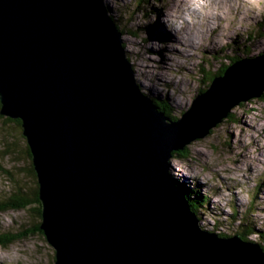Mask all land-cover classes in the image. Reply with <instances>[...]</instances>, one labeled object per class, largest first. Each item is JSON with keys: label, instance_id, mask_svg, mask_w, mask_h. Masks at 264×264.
I'll return each instance as SVG.
<instances>
[{"label": "water", "instance_id": "95a60500", "mask_svg": "<svg viewBox=\"0 0 264 264\" xmlns=\"http://www.w3.org/2000/svg\"><path fill=\"white\" fill-rule=\"evenodd\" d=\"M105 0H0V115L19 119L53 264H264L258 242L202 229L172 151L264 93L236 60L177 119L139 89Z\"/></svg>", "mask_w": 264, "mask_h": 264}, {"label": "rangeland", "instance_id": "374dc122", "mask_svg": "<svg viewBox=\"0 0 264 264\" xmlns=\"http://www.w3.org/2000/svg\"><path fill=\"white\" fill-rule=\"evenodd\" d=\"M137 1L105 0V5L123 33L139 89L165 99L175 118L209 84L208 72L220 70L236 55L255 57L264 50V0ZM159 25L162 36L155 29ZM256 31L260 37L254 36ZM25 145L15 122L0 115V197L18 186L32 187ZM186 151L188 158L171 155L169 174L208 193L209 204L199 211L198 223L208 229L206 224L218 225L232 235L244 218L264 230V100L253 97L233 106L206 136L186 144ZM233 209L240 212L236 222L230 218ZM35 219L30 208L7 210L0 213V227L10 233ZM251 237L264 246V238ZM53 263L54 249L45 244L44 235L0 245V264Z\"/></svg>", "mask_w": 264, "mask_h": 264}, {"label": "trees", "instance_id": "16d2710c", "mask_svg": "<svg viewBox=\"0 0 264 264\" xmlns=\"http://www.w3.org/2000/svg\"><path fill=\"white\" fill-rule=\"evenodd\" d=\"M158 1V0H157ZM147 0H138L137 3H146ZM142 5V4H141ZM137 10L141 12V10H139L138 4H136ZM108 13L111 17V19L114 21L111 12H109L110 10L107 8ZM115 22V21H114ZM117 25V27L119 28V25L117 23H115ZM122 32V31H121ZM123 34V33H122ZM259 32L256 31V34L254 35L255 37H260ZM250 45V44H248ZM251 46V45H250ZM261 53H264V50L262 52H259L257 55H260ZM232 54H236L235 52H233ZM254 56H251L248 54V56L245 57L244 56H240V55H236L234 58H230L229 63L225 64L223 63L220 70L211 73L208 72L209 74V82L215 78L218 75H221L232 63H234L236 60H240L242 58H251ZM218 59V58H217ZM200 71L203 72L202 69H200ZM209 84H207L206 87H204L199 93H202L204 90L207 89ZM146 95V94H145ZM154 105L156 106V108L159 111H162L164 113V115H167L169 118L171 119H177L174 116L171 115L170 110H169V104L167 103V101L165 99H159L155 96H149ZM261 99L264 100V93L260 96ZM230 112V111H229ZM229 115V114H228ZM181 116V115H180ZM6 119L10 120L8 117H5ZM179 118V117H178ZM15 122V125L18 126L19 131L21 132V122L19 119H14L13 120ZM25 151L27 156L29 157V173L32 177V187L27 191L25 189H23L22 187L18 186L17 189H15L13 192H11L9 195H5L0 197V213L5 212L7 210H28V208H30L31 212L33 213L34 217L36 218L34 222H32L31 224H27L25 223H20L19 226H17V228L15 229V231L10 232V233H5L7 229H4V227H0L1 230L0 232V245L5 246V245H9L10 243H12L15 240H19L22 238H26L35 234H39V235H44L43 231L40 229V224H41V204H40V200H39V195H38V185H37V178H36V173L34 171L33 165H32V161H31V154L29 152V148L27 146V144L25 145ZM186 151V145L183 149L181 150H177V151H172V155L174 157H181V158H188V154ZM176 184L179 186V188L186 194V197L189 201L190 204V208L191 210L194 212L196 218L198 219V222L200 221V213L199 211H203V209L209 204L208 200H209V195L208 193L201 191V188L199 185L195 184V183H182V182H178L176 181ZM236 209H233V212L230 215L231 221L236 222V216L238 215ZM247 218V217H246ZM248 219V218H247ZM240 221L238 222V227L235 229L234 233H239L241 235V238L245 239V240H250V241H254L253 239H251V235L256 234L257 237H262L264 238V230L260 231L258 230V228L255 226V224H253L251 221V223L248 222V220H245L244 218H240ZM200 227L208 232H215L217 235L219 236H227L229 234L223 233L221 231L220 228H218V225H213L211 226L210 224H206L208 225L210 228H206L204 225L199 224ZM261 240V239H260ZM258 243H259V239H258ZM260 247L264 250V246L262 244H260Z\"/></svg>", "mask_w": 264, "mask_h": 264}, {"label": "bare ground", "instance_id": "6f19581e", "mask_svg": "<svg viewBox=\"0 0 264 264\" xmlns=\"http://www.w3.org/2000/svg\"><path fill=\"white\" fill-rule=\"evenodd\" d=\"M156 31L158 32L157 34H158V36H162V35H164V32H163V30H162V28H161V26L159 25V26H157L156 28ZM162 34V35H161ZM149 35H150V33H149ZM153 44H154V41H153ZM232 65V64H231Z\"/></svg>", "mask_w": 264, "mask_h": 264}, {"label": "flooded vegetation", "instance_id": "af4514ba", "mask_svg": "<svg viewBox=\"0 0 264 264\" xmlns=\"http://www.w3.org/2000/svg\"><path fill=\"white\" fill-rule=\"evenodd\" d=\"M13 121V119H11Z\"/></svg>", "mask_w": 264, "mask_h": 264}, {"label": "clouds", "instance_id": "9594fccd", "mask_svg": "<svg viewBox=\"0 0 264 264\" xmlns=\"http://www.w3.org/2000/svg\"><path fill=\"white\" fill-rule=\"evenodd\" d=\"M10 119V118H9Z\"/></svg>", "mask_w": 264, "mask_h": 264}]
</instances>
